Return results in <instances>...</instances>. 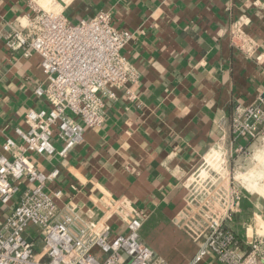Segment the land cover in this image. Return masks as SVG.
<instances>
[{
	"label": "crops",
	"instance_id": "crops-1",
	"mask_svg": "<svg viewBox=\"0 0 264 264\" xmlns=\"http://www.w3.org/2000/svg\"><path fill=\"white\" fill-rule=\"evenodd\" d=\"M27 2L0 0V145L26 127L29 109H49L35 95L45 81L39 57L14 58L5 45ZM101 11L135 34L122 53L140 73L139 103L109 102L104 126L86 129L68 158L41 159L47 171L59 170L49 191L62 192L60 206L96 215L101 200L128 198L148 215L143 241L169 264H188L198 245L175 222L185 206V176L217 146H254L232 143L231 119L237 103L264 98V0H72L65 14L78 24ZM243 16L259 46L254 58L230 42V27ZM25 188L9 206L0 204V222ZM251 197L231 224L241 235L253 217L264 218V198Z\"/></svg>",
	"mask_w": 264,
	"mask_h": 264
},
{
	"label": "built area",
	"instance_id": "built-area-1",
	"mask_svg": "<svg viewBox=\"0 0 264 264\" xmlns=\"http://www.w3.org/2000/svg\"><path fill=\"white\" fill-rule=\"evenodd\" d=\"M71 1L28 0V11L5 36L14 58L39 57L45 81L35 95L49 109H29L26 127H16L0 145V204L9 206L26 184L18 205L0 222V264H169L143 241L148 215L128 198L101 200L96 215L60 206L62 192L49 191L59 170L47 171L41 159L68 158L86 129L104 126L109 102L139 103L140 73L122 53L135 34L115 27L110 11L71 24L65 14ZM248 22L245 16L233 22L229 38L254 58L259 46L246 33ZM231 131L234 145L263 140L264 98L237 103ZM248 151L217 146L185 176V206L175 222L198 245L188 264H264L258 220L264 225V218L253 217L242 235L231 225L243 207L234 162Z\"/></svg>",
	"mask_w": 264,
	"mask_h": 264
},
{
	"label": "rangeland",
	"instance_id": "rangeland-1",
	"mask_svg": "<svg viewBox=\"0 0 264 264\" xmlns=\"http://www.w3.org/2000/svg\"><path fill=\"white\" fill-rule=\"evenodd\" d=\"M235 160L233 172L242 204L250 195L253 196L252 200L264 198V139L257 141L250 151ZM258 220L264 228L261 220Z\"/></svg>",
	"mask_w": 264,
	"mask_h": 264
},
{
	"label": "bare ground",
	"instance_id": "bare-ground-1",
	"mask_svg": "<svg viewBox=\"0 0 264 264\" xmlns=\"http://www.w3.org/2000/svg\"><path fill=\"white\" fill-rule=\"evenodd\" d=\"M242 176H244V175H242ZM245 177V176H244ZM240 178V177H239ZM238 179V178H237Z\"/></svg>",
	"mask_w": 264,
	"mask_h": 264
}]
</instances>
